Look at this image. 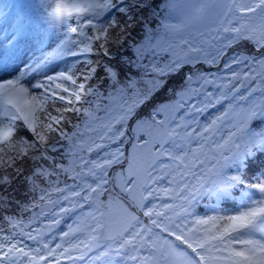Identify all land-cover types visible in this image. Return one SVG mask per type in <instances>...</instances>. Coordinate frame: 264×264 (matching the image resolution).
I'll return each instance as SVG.
<instances>
[{
  "label": "snow or ice",
  "instance_id": "snow-or-ice-1",
  "mask_svg": "<svg viewBox=\"0 0 264 264\" xmlns=\"http://www.w3.org/2000/svg\"><path fill=\"white\" fill-rule=\"evenodd\" d=\"M0 264H264V0H0Z\"/></svg>",
  "mask_w": 264,
  "mask_h": 264
}]
</instances>
